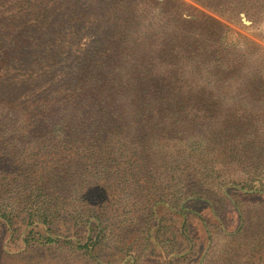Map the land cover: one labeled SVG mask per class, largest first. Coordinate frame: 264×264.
Listing matches in <instances>:
<instances>
[{
    "label": "trees",
    "instance_id": "16d2710c",
    "mask_svg": "<svg viewBox=\"0 0 264 264\" xmlns=\"http://www.w3.org/2000/svg\"><path fill=\"white\" fill-rule=\"evenodd\" d=\"M193 1L214 13L264 8ZM185 9L0 0V118L12 111L17 123L0 119V260L34 251L54 255L47 264H173L194 247L198 264L210 224L240 237L243 190L264 203V115L240 101L264 102V72L251 65L257 43ZM228 165L244 181L221 178ZM212 195L231 206L225 223L207 221ZM232 249L216 264H258L264 240Z\"/></svg>",
    "mask_w": 264,
    "mask_h": 264
},
{
    "label": "rangeland",
    "instance_id": "374dc122",
    "mask_svg": "<svg viewBox=\"0 0 264 264\" xmlns=\"http://www.w3.org/2000/svg\"><path fill=\"white\" fill-rule=\"evenodd\" d=\"M182 1L186 4V12L192 13L197 9L202 10L214 16L223 24H225L229 29H231L229 33L230 41L239 40L238 42H242L243 40H246V42L251 41L257 43L256 46L248 48V51L257 50L255 63H252L251 65L256 69V71L262 70L264 72V8H252L254 14L250 15L244 12V10L240 9L238 6L228 4L224 6L223 10H221L219 13H214L206 8H203L193 0ZM228 2L229 1H227L226 3ZM244 6L248 8L249 4H244ZM242 17H244L248 23H245ZM245 48L246 47L244 45H241V50L243 53H246ZM257 48H259L260 51ZM241 50L239 52H241ZM231 90L233 91L234 95H236L242 92V86H237V84L233 85ZM241 95L246 96V93H243ZM242 98L245 99L242 100ZM242 98V101H240V103H248L247 108L249 111L262 113L264 115V102L249 100L248 96L247 98ZM11 114L12 111H10L8 115H4L7 118L2 117L0 118L1 121L2 119H5L8 125H17L16 122H11ZM13 118L17 120L16 117ZM220 176L225 181L236 180L239 182L244 181L245 179L244 175L240 171L231 167V165L223 167L220 171ZM245 191L246 190H243V193L241 192L243 195L240 198L241 202L238 203L240 211L242 210V212H240L242 218L246 221L244 231H241L240 237L232 242L229 238V235L227 233H223V231H220L215 223L210 224L208 226L210 238L207 241L206 249L203 252L198 264H216L221 262L220 260L223 257L229 256V254L234 251V249H232V246L235 245L237 241L242 242L244 238H247L249 240L255 239V241H257L259 236H262V239L264 240V203L260 202L258 197H253L252 199L251 196H247V193H245ZM217 196L212 195L211 198H217L215 209H217L218 213H214L213 218H208L209 220L207 221H209V223L216 222L214 216H216L217 218H224L222 223L230 220L231 217V206L225 203L223 200H219V197ZM228 197L231 198L230 195H228ZM192 204L190 205L192 208L200 211L203 214H207V209L204 205L200 203H194L193 205ZM194 233L196 234L198 233V231L196 230L194 231ZM240 245L241 248H243V244ZM194 249L195 248L193 247V250L189 251V253L187 252L183 257L177 259L174 258V260L172 261L173 264H196V259L199 253L193 255ZM65 255H67V253ZM53 256L54 255L50 253L32 251L28 254H15L11 255V257H2V259L0 260V264H47V260H49ZM244 261L245 256L243 258L240 257L238 264H246ZM60 262L61 260H57L53 261L52 264H60ZM145 264L152 263L147 262ZM258 264H264V255L261 256Z\"/></svg>",
    "mask_w": 264,
    "mask_h": 264
},
{
    "label": "water",
    "instance_id": "95a60500",
    "mask_svg": "<svg viewBox=\"0 0 264 264\" xmlns=\"http://www.w3.org/2000/svg\"><path fill=\"white\" fill-rule=\"evenodd\" d=\"M242 19H243V21H244L245 23H248V22L245 20V18H244V17H242Z\"/></svg>",
    "mask_w": 264,
    "mask_h": 264
}]
</instances>
